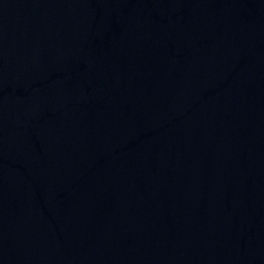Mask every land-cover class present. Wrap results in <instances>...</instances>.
I'll list each match as a JSON object with an SVG mask.
<instances>
[{
	"label": "water",
	"instance_id": "obj_1",
	"mask_svg": "<svg viewBox=\"0 0 264 264\" xmlns=\"http://www.w3.org/2000/svg\"><path fill=\"white\" fill-rule=\"evenodd\" d=\"M0 264H264V0H0Z\"/></svg>",
	"mask_w": 264,
	"mask_h": 264
}]
</instances>
